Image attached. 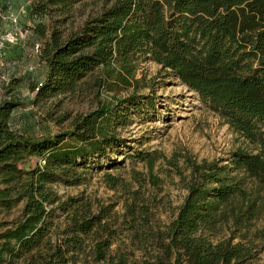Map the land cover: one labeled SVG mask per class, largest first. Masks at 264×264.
<instances>
[{"label": "trees", "instance_id": "obj_1", "mask_svg": "<svg viewBox=\"0 0 264 264\" xmlns=\"http://www.w3.org/2000/svg\"><path fill=\"white\" fill-rule=\"evenodd\" d=\"M76 1L29 0V16L51 19L67 13ZM111 1L65 40L52 28L40 54L46 65L44 79L31 90L38 100L71 92L98 66L107 83L129 86L134 71L131 59L139 57L173 72L256 151L237 149L226 163L186 159L190 168L186 195L168 225L165 241L152 259L141 264H166L171 258L172 264H254L252 242L214 241L213 235L229 214L245 213L231 205L236 197L248 199L236 171L264 188V0ZM148 101L137 91L114 96L73 117L69 131L35 138L9 125L11 111L21 102L13 96L0 100V176L7 182L20 179L17 163L25 154L44 161L26 173L23 217L0 235V264L37 247L56 209L68 221L64 237L51 251L32 256V264H71L76 259L82 235L103 229L105 223L86 202L60 201L50 185L59 180L79 183L81 178L72 175L76 169L88 167L89 158H101L121 147L118 125L128 123L130 115ZM137 156L152 160L149 154ZM108 181L114 186L118 180ZM1 193L0 205H6L7 190ZM108 245L106 239L95 243L96 260L105 258ZM115 264H125L124 257Z\"/></svg>", "mask_w": 264, "mask_h": 264}, {"label": "rangeland", "instance_id": "obj_2", "mask_svg": "<svg viewBox=\"0 0 264 264\" xmlns=\"http://www.w3.org/2000/svg\"><path fill=\"white\" fill-rule=\"evenodd\" d=\"M28 2L1 1L20 13L23 34L19 44L0 50V100L13 96L21 102L11 111L12 129L35 138L52 136L69 131L73 117L89 113L114 96L137 91L149 99L139 112L130 115L128 123L118 125L117 136L124 141L121 147L108 150L101 158H89L85 169L78 167L72 175L81 178L79 183L59 180L50 185L60 201L86 202L105 223L103 229L82 235L81 248L71 264H115L120 256L125 264L152 259L159 244L165 241L168 225L186 195L190 176L186 159H217L226 163L235 150L255 152V145L229 127L173 72L150 58L131 59L134 71L129 75V86L115 81L107 83L102 67L98 66L81 78L73 91L36 99L31 88L44 79L46 65L40 54L52 28L65 40L112 1L78 0L65 14L35 20L29 16ZM37 24L41 28L32 30ZM6 27L0 24V33ZM137 153L149 154L152 160H141ZM37 165H42L39 157L25 154L17 163L20 179L7 182L0 176V198L1 192L7 190L6 205H0V235L22 219V184L27 181L26 173ZM235 174L242 180L248 199L236 197L231 205L237 208L236 212L245 213L229 214L221 220L213 240L252 242L253 263L264 264V188L240 171ZM108 178L117 179V184L111 185ZM48 221L50 227L37 247L19 259H6L1 264H32V256L51 251L64 237L68 221L59 209ZM100 239L108 240L109 245L105 258L96 260L94 245ZM166 264H172V258Z\"/></svg>", "mask_w": 264, "mask_h": 264}, {"label": "built area", "instance_id": "obj_3", "mask_svg": "<svg viewBox=\"0 0 264 264\" xmlns=\"http://www.w3.org/2000/svg\"><path fill=\"white\" fill-rule=\"evenodd\" d=\"M1 1L2 0H0V24H5L7 27L0 33V50L7 45L15 46L19 44L23 37L20 24V13L12 11L9 6L1 4ZM26 33L27 32H25V34ZM36 49H38V46H36ZM1 68L2 63L0 62V70ZM28 69L32 70L33 68L28 66ZM42 164H44V161H42Z\"/></svg>", "mask_w": 264, "mask_h": 264}]
</instances>
